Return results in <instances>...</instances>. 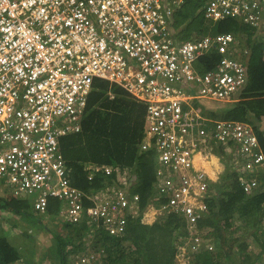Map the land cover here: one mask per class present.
Masks as SVG:
<instances>
[{"label":"built area","instance_id":"1","mask_svg":"<svg viewBox=\"0 0 264 264\" xmlns=\"http://www.w3.org/2000/svg\"><path fill=\"white\" fill-rule=\"evenodd\" d=\"M186 2L0 0V185L13 196L32 197L37 212L57 201L70 223L122 234L126 191L110 187L90 196L80 190L67 180L60 145L63 136L82 130L95 79L110 80L146 104L142 149H154L158 161L153 221L166 212L184 214L183 249L197 252L205 240L196 224L212 180L196 163L197 147L211 137L232 142L247 167L261 171L264 154L252 127L197 109L204 100L236 101L247 71L226 55L236 42L232 34L187 41L173 34L175 13ZM200 2L207 20L264 25V0ZM214 52L225 56L209 69ZM244 184L248 191L257 187Z\"/></svg>","mask_w":264,"mask_h":264},{"label":"trees","instance_id":"2","mask_svg":"<svg viewBox=\"0 0 264 264\" xmlns=\"http://www.w3.org/2000/svg\"><path fill=\"white\" fill-rule=\"evenodd\" d=\"M202 6L204 2L200 0H187L175 13L173 32L181 40L190 39L192 33L207 31L213 34L231 33L240 39L243 51L244 48L249 49V54H240V57L244 56L248 68L243 92L249 93V96L242 95V98L253 99L243 100L238 106L230 107L226 113L206 110L204 114L211 119L240 121L239 110L244 113L249 107L262 118L264 41L258 38L261 36L258 27L264 29V25L250 27L234 19L207 23ZM208 58L210 69L221 55L212 53ZM146 120L144 102L132 97L120 84L96 78L81 121L82 130L60 139L68 166L67 180L88 193L116 185L128 190L131 196L137 195L140 211L145 209L155 193L157 183L155 150L142 149ZM207 124L212 125L211 122ZM258 134L264 148V133ZM214 152L223 153V148L214 149ZM225 155L229 160L228 155ZM134 176L135 180L132 181ZM258 178L260 188L256 192L248 191L239 184L235 173L218 196L215 194L207 200L209 209L201 215L198 224L201 231L213 239L215 248L187 251L182 255L185 264H264V173ZM11 198L0 196V211L9 209L20 215H28L33 206L32 201L18 205ZM59 208V202L53 201L47 212L52 217L58 216ZM236 220L240 221L237 225ZM65 229L73 234L57 237L58 251L64 255L65 252H87L84 237L89 228L85 224L69 223ZM249 229H255L253 236L257 241L252 245L255 244L258 251L253 250L250 241H243L236 236L243 233L237 231ZM92 237L95 240L90 248L103 255L102 264H178L177 247L185 244L187 218L182 213L172 211L165 213L154 224H144L139 217L129 223L123 237L109 235L103 227L96 229ZM69 246L73 247L66 251ZM19 254L18 249L4 236L0 237V262L13 264L20 260Z\"/></svg>","mask_w":264,"mask_h":264},{"label":"clouds","instance_id":"3","mask_svg":"<svg viewBox=\"0 0 264 264\" xmlns=\"http://www.w3.org/2000/svg\"><path fill=\"white\" fill-rule=\"evenodd\" d=\"M204 18L206 19L205 14H204ZM229 19H233V18H228V20ZM224 20H227V19H224ZM224 20H219V21L207 20L208 21L207 23L215 24L217 22H222ZM234 21H237V20L234 19ZM244 25H246V24H244ZM258 28L261 31L260 32L261 36H258V38L264 41V29L261 28V27H258ZM173 34H175V33L173 32ZM218 34H220V33H218ZM227 34H231V33H227ZM207 35L215 36L216 34H213L212 31H207L206 33L205 32H201L200 34L192 33L191 38L187 39V40H193V39H196V38H199V37H202V36H207ZM233 36L236 38V42L232 43V48L230 50V51H232V54H229V52H230L229 51L226 55H231L232 57L230 56L229 58L235 59L237 61L244 62V60H245L244 56L240 57V54L242 52H245V54H249V49L244 48V51H243V49L241 47V44H240L241 43L240 39H238L235 35H233ZM179 39L181 40V38H179ZM187 40H182V41H187ZM214 53H217V54L221 55V58L223 56H225V54H221L220 52L219 53L218 52H214ZM210 55H212V53ZM245 62H244V65L246 66V71H247V69H248L247 68V62L246 63ZM246 84H247V77H246V81H245L244 86L242 87V89L240 90V92L236 96L237 100L234 101V102H228V103H230L232 105V107H236V106H238V104L243 102L244 99L242 98V95L244 96L243 89L245 88ZM121 87L124 90H126L123 86H121ZM127 92L132 97L137 99V97L135 95L131 94L129 91H127ZM220 103H226V102H220ZM200 113L203 114L202 111H200ZM213 120H222V119H213ZM225 121H228V120H225ZM233 121H238V122L245 123V124H247V125H249L250 127L253 128L254 132L256 133V135L259 138V141H260V144H261V151L264 154V148L262 146V143H261V140H260V137H259L258 133L255 131V128L251 124H249L248 122L239 121V120H233ZM219 147L223 148V153L217 154L216 152H214V149H218ZM196 153H197L196 154V163H197V165L200 166V167L206 168L207 171H208V174H210V176L212 177V180H210L211 195L205 199V204H206L207 200L209 198H212L215 194H217V196L219 195V192L221 190H223V187L225 188L226 183H230L231 182V177L235 173L237 174V178H238L239 184L241 186L244 187V185H245L244 183L245 182H249L251 184V183H253V181H256L257 182V187H255L252 191L256 192L257 188H260V183H259V178L258 177L260 176V174L264 173V171H261L258 166L254 167V168H248L247 167V160H245L243 158V156H241V154L239 152H237V150L234 147L232 142H230L228 144H225V143H222V142H220V141H218L216 139H213V137H211L208 140L206 146L200 145V146L197 147ZM225 154L228 155V157L230 158L229 160H227V157H226ZM155 155H156V166H157L156 167V181H157L158 161H157L156 152H155ZM228 162H232V163L229 164ZM134 180H135V177H134ZM215 184H217V185H215ZM110 187H116V188L123 189V188L118 187L116 185H113V186H110ZM110 187H108V188H110ZM244 189H245V187H244ZM103 190H105V189H99V190H97L95 192H91V193L85 192V193L90 195V196H93V195H97L99 192H101ZM124 190L126 191L127 199H128V202H129L128 217H127L126 226L124 228L123 233L122 234H118V235H113L107 229H105L108 232V234L112 235V236H120V237L125 236L126 230L128 228L129 223H131V221L136 219V218L140 217L141 218V222L142 223L145 222L144 224H154L160 217H162L165 214V213H162L160 215H157L155 217V220L153 221V207H157L156 204L153 201V199L155 197V193H154L153 197L151 198L150 203L146 206V208L141 210V211H137L136 212V207L138 206V203L133 201L132 196L130 195V192L128 190H126V189H124ZM155 190H156V187H155ZM2 196L10 197V196H13V195L7 194V196H5V195H2ZM51 202H53V201H51ZM86 203L90 205L91 201H87ZM49 205H50V203L48 204V207H49ZM59 209H60V212H61L62 211L61 208H59ZM206 209H209L207 204H206L205 210L202 212V214L206 211ZM47 211H49L48 208H47V210L45 212H43L44 216L47 215V213H48ZM198 222H199V219H198ZM69 223L70 222L67 219L66 220H62V227L60 228L59 234H56V236H55L54 233L50 232L51 237L55 238L54 240L56 241L57 246H58V242H59L57 240L58 236H63L64 237L67 234L68 235L73 234V233H68V231L66 232L65 228H66L67 224H69ZM70 224H73V223H70ZM77 224H79V223H77ZM84 224L85 223H82V225H84ZM85 225L89 228V230L85 232L86 236H88V235L93 236V232L96 230V228L91 227V226H89L87 224H85ZM196 225H197L196 229L198 230L199 234L201 236H203V238L205 240V243L199 248V250L202 249L203 247L206 250H214L215 244L213 242V239L212 238H208L206 236V234L202 232L203 230L201 231L198 223ZM97 229H99V228H97ZM89 231H90V233L87 235V233ZM188 231H189V227H188V224H187V237H189V232ZM50 234L46 233V235H50ZM187 237H186V239H187ZM239 238H241V237H239ZM90 239L94 241L95 237H91ZM241 240L244 241V239H241ZM210 246H212V248H210ZM72 247L73 246L67 247L66 251H69ZM252 247H253L254 251H258L259 250L258 248L255 247V244L252 245ZM178 248H179V251H177V255L176 256L178 257V259L183 260L182 255L185 254L187 251H190V250L185 251L183 249V245L178 246L177 249ZM87 252H89V251H87ZM87 252H80L79 254L65 252V255H64V253L62 254L61 252L59 253V251H57V253H59L60 256L65 259V263L66 264H102V256L103 255L101 256L100 253L97 254L95 252H93V253H87ZM190 252H192V251H190ZM77 258H78V261H76ZM84 259L86 261H83ZM18 261H20V260H18Z\"/></svg>","mask_w":264,"mask_h":264},{"label":"rangeland","instance_id":"4","mask_svg":"<svg viewBox=\"0 0 264 264\" xmlns=\"http://www.w3.org/2000/svg\"><path fill=\"white\" fill-rule=\"evenodd\" d=\"M197 104V102H196ZM200 109H204L201 104H198ZM208 106V105H207ZM200 112V111H199ZM147 121V120H146ZM0 195H5L10 194L7 188H4L0 185ZM12 200H14L18 205L24 204V201H32L33 203V198L32 197H18V196H11ZM32 205V204H31ZM5 214V213H4ZM3 217V213H0V219ZM21 220V223L24 224L25 230L22 231H16L12 232L10 228H3L0 227V237L4 236L8 242L12 244L16 250L18 249L20 259L25 260V264H60V257L59 254H56V251H58L57 245L55 243L52 244L49 250V254L46 256L48 257L45 260H39L38 257L45 256L46 250L45 249H40L38 250L35 246L37 245V238L34 236V232H39L41 229H45L48 233H54L55 236L57 233H59L60 228L62 227V220L58 216H53L51 218H45L43 213L37 212L34 210V205L32 206V209H29L28 215H21L19 217ZM10 225L9 223L4 224ZM237 225V222H236ZM90 233V231L87 233V235ZM253 233H238L236 236L241 237V239L244 238H251ZM48 238H42L39 243V248L41 246L49 245L51 243V236L47 235ZM92 236L88 235L84 238L85 240V246L87 247V251L92 250L90 248V244H93V240H91ZM251 244L255 243L254 240L250 239ZM96 253V252H95ZM50 262H49V261ZM78 261V258L77 260ZM75 261V262H76ZM20 262V261H19ZM178 264H185L184 260L178 259ZM153 264V263H151Z\"/></svg>","mask_w":264,"mask_h":264},{"label":"crops","instance_id":"5","mask_svg":"<svg viewBox=\"0 0 264 264\" xmlns=\"http://www.w3.org/2000/svg\"><path fill=\"white\" fill-rule=\"evenodd\" d=\"M245 96H249V93H245L244 92V97ZM251 99H252V97L245 98L244 101H247V100L252 101L253 99L252 100ZM197 104H201V103H197ZM201 105L203 106L204 109H200L199 106H197V105H196V107H197V109L199 111H202L203 114H204V112L206 110H219L221 113H226L230 109V107H232V105L230 103H228V102H226V103H220V102H215V101H211V100H204V101H202V104ZM239 111H240V114H239L240 117H238V118H241L240 121L248 122L249 124H251L255 128V131L257 133H260V132H263L264 133V115H262V118H260V116L253 109H251L249 107H246V111L244 113L241 110H239ZM204 115H206V116L209 117V115H207V114H204ZM134 177H133L132 181L134 180ZM95 191H97V190H95ZM95 191H92V192H95ZM89 193H91V192H89ZM0 196H2V195H0ZM132 199H133L134 202H137L138 203V196L137 195L132 196ZM137 211H140V205H138L136 207V212ZM0 213L1 214L3 213V217L0 219V227L10 228L12 230V232H16L18 230L19 231H22V230H25L26 229L25 226H24V224H22L21 223V220L19 219V217L21 216L20 214H18L16 212H13L12 210H9V209L2 210V211H0ZM58 213H59L58 214V217L60 219L66 220L64 218V216H62V212H60V209L58 210ZM49 214H51V213H49ZM43 216H44V214H43ZM45 217H47V215L44 216V220H45ZM236 222L237 223H240L239 220H236ZM6 223H9L10 225H6L5 226L4 224H6ZM143 223H145V222H143ZM235 225H236V223H235ZM254 231H255V229H249L248 231L239 230L237 232L253 233L254 234ZM46 232L47 231L44 228L41 229L39 232H37V231L34 232V234L38 237L37 240H36L37 241V248H38V250H40V249H45L46 250L45 256H43V257L39 256L38 257L39 260H45V259H47L48 257H46V256L50 253L49 252L50 247L52 246L53 243L56 244V241L54 240L55 238L52 237L51 240H50L51 243L49 245L41 246L39 248L40 240L43 237L44 238H48L47 235H46ZM253 234H252L251 238H249V239L244 238V240L250 241V239H252L254 241H257L256 238L253 236ZM50 236H51V234H50ZM57 248H58V246H57ZM59 253H57V251H56V254H59ZM59 257H60V260H61L62 257L60 256V254H59ZM13 264H25V260H21L20 259V262L17 261V262H14Z\"/></svg>","mask_w":264,"mask_h":264},{"label":"flooded vegetation","instance_id":"6","mask_svg":"<svg viewBox=\"0 0 264 264\" xmlns=\"http://www.w3.org/2000/svg\"><path fill=\"white\" fill-rule=\"evenodd\" d=\"M46 218H51L52 219V214H49V213H47V217ZM36 248H37V245L35 246ZM38 249V248H37ZM49 261V260H48ZM50 262V261H49ZM53 264H55V263H53ZM60 264H66L65 263V259L62 257L61 258V260H60Z\"/></svg>","mask_w":264,"mask_h":264},{"label":"water","instance_id":"7","mask_svg":"<svg viewBox=\"0 0 264 264\" xmlns=\"http://www.w3.org/2000/svg\"><path fill=\"white\" fill-rule=\"evenodd\" d=\"M0 264H3L2 262H0Z\"/></svg>","mask_w":264,"mask_h":264}]
</instances>
